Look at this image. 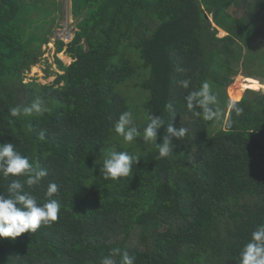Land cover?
I'll use <instances>...</instances> for the list:
<instances>
[{
  "label": "trees",
  "instance_id": "trees-1",
  "mask_svg": "<svg viewBox=\"0 0 264 264\" xmlns=\"http://www.w3.org/2000/svg\"><path fill=\"white\" fill-rule=\"evenodd\" d=\"M39 2L0 0V143L46 169L39 184L25 185L37 203L49 199L55 182L59 191L50 198L62 207L35 233L0 238V264H100L113 248L134 264H239L252 231L264 224V94L249 91L253 98L237 102V115L227 107L226 86L251 55L244 49L264 48V0L247 1L240 17L239 0H72L77 31L69 44L56 41V53L66 48L73 62L56 57L63 74L53 83H25L53 35L45 22L30 23ZM37 12L45 21L52 14ZM256 60L264 63V53ZM205 80L218 96V123L186 107L185 97ZM138 86L147 92L139 105L131 93ZM37 98L43 114L10 115ZM123 111L133 113L141 133L150 114L161 116L157 143L170 123L188 132L159 158L154 142L141 136L126 143L115 133ZM106 150L139 156L131 178L100 176ZM13 179L26 177L0 174V193L8 194Z\"/></svg>",
  "mask_w": 264,
  "mask_h": 264
},
{
  "label": "clouds",
  "instance_id": "clouds-1",
  "mask_svg": "<svg viewBox=\"0 0 264 264\" xmlns=\"http://www.w3.org/2000/svg\"><path fill=\"white\" fill-rule=\"evenodd\" d=\"M190 81L183 79L179 84L187 89ZM188 109L199 108L206 121L220 122L222 110L219 108L218 96L213 92L208 81H203L198 90L191 91L185 97ZM227 107L237 115L243 109L235 101H228ZM165 108L174 112L173 105L168 103ZM48 109L42 98L33 100L30 104L15 106L10 110L12 117L20 115L30 116L33 113L43 114ZM230 126V122H225ZM165 125L161 116H148V122L143 132L135 126L131 111H123L114 124V131L126 143H133L142 136L144 142H154L158 150L159 158L173 154V139L180 140L187 134L186 127L178 129L168 124L162 142L157 143L158 130ZM40 137H44L41 131ZM99 173L105 180H117L118 178H131L134 174L133 165H137L140 158L129 151L106 150L99 155ZM0 174L7 178L11 176H24L26 180L21 182L13 179L8 184L7 195L0 193V238L15 239L23 233H35L41 225H49L58 219L61 211V203L51 199L59 191V185L50 182L47 186L46 196L49 197L43 204L37 203V198L25 190V185L33 186L41 182L47 176V171L38 163L30 162L29 157L22 155L10 142L0 143ZM120 256V264H134V257L120 248H113L107 256H104L100 264H117L114 257ZM239 264H264V224L258 225L251 233L250 240L243 246L239 253Z\"/></svg>",
  "mask_w": 264,
  "mask_h": 264
},
{
  "label": "rangeland",
  "instance_id": "rangeland-1",
  "mask_svg": "<svg viewBox=\"0 0 264 264\" xmlns=\"http://www.w3.org/2000/svg\"><path fill=\"white\" fill-rule=\"evenodd\" d=\"M26 1L30 2L32 0ZM247 1L250 0H239V6H237L239 9L237 12H235V16L240 17L245 13V9L248 7ZM41 8L49 9L50 12L48 14L52 13L46 21L43 20L45 19V14L37 12L41 11ZM31 12L32 13L29 16L32 18L30 23L39 25L40 21L41 24H44L45 22V26L51 27L53 35L50 42L42 46V56L39 62L32 66L30 71L25 72L24 82L28 83L32 80H36L41 84H51L55 81L57 74H63L62 71H59L58 65L56 63V57L59 58L66 66H69L73 62V60L65 52L66 48H64L63 52L59 54L56 53V41L62 40L65 44H69L73 40L77 31V18L73 13V2L72 0H40L38 3V8ZM213 27H215V25H213ZM222 32V30H218L217 36L219 38L226 36V33ZM251 48L253 50L251 53L248 49H244L245 55L248 53L251 55H247L242 60H240L239 64L234 66L235 72L229 77L230 81L226 86V93L231 101L232 99L230 98V92L240 91L241 87L239 86L243 84V79L244 77H248V74L264 83V63L256 60L260 53H264V48L257 43H252ZM254 55L256 56V59ZM125 88L126 87L120 86V91H124ZM139 88L141 87L138 86V88H135L131 91L132 95L137 97L138 105L147 100V92L142 91ZM249 91L261 95L264 94V90L254 91L248 88L242 92L241 100L244 96L248 97L249 99L253 98V94ZM139 92H142L140 97L137 96ZM227 116L228 113L226 112V117ZM216 124L210 128V131L218 129L216 128Z\"/></svg>",
  "mask_w": 264,
  "mask_h": 264
},
{
  "label": "bare ground",
  "instance_id": "bare-ground-1",
  "mask_svg": "<svg viewBox=\"0 0 264 264\" xmlns=\"http://www.w3.org/2000/svg\"><path fill=\"white\" fill-rule=\"evenodd\" d=\"M243 80H244L243 84L241 86H239V87H241L240 91H238V92H230V98L232 99V101H235V102L240 101L241 100V96H242V92L245 91L248 88H250L251 90H254V91L264 90V83L260 82L257 78L244 77Z\"/></svg>",
  "mask_w": 264,
  "mask_h": 264
},
{
  "label": "water",
  "instance_id": "water-1",
  "mask_svg": "<svg viewBox=\"0 0 264 264\" xmlns=\"http://www.w3.org/2000/svg\"><path fill=\"white\" fill-rule=\"evenodd\" d=\"M84 17H82L81 19H80V21L83 19Z\"/></svg>",
  "mask_w": 264,
  "mask_h": 264
}]
</instances>
